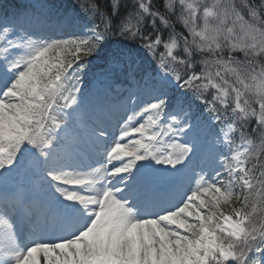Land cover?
Listing matches in <instances>:
<instances>
[{
    "label": "snow or ice",
    "instance_id": "obj_1",
    "mask_svg": "<svg viewBox=\"0 0 264 264\" xmlns=\"http://www.w3.org/2000/svg\"><path fill=\"white\" fill-rule=\"evenodd\" d=\"M0 264H264V0L0 3Z\"/></svg>",
    "mask_w": 264,
    "mask_h": 264
},
{
    "label": "trees",
    "instance_id": "obj_2",
    "mask_svg": "<svg viewBox=\"0 0 264 264\" xmlns=\"http://www.w3.org/2000/svg\"><path fill=\"white\" fill-rule=\"evenodd\" d=\"M95 3L101 10H107L111 4V0H95ZM178 30L182 31V29H178ZM175 51L179 52L180 49H176Z\"/></svg>",
    "mask_w": 264,
    "mask_h": 264
},
{
    "label": "rangeland",
    "instance_id": "obj_3",
    "mask_svg": "<svg viewBox=\"0 0 264 264\" xmlns=\"http://www.w3.org/2000/svg\"><path fill=\"white\" fill-rule=\"evenodd\" d=\"M209 2H211V0H209Z\"/></svg>",
    "mask_w": 264,
    "mask_h": 264
}]
</instances>
